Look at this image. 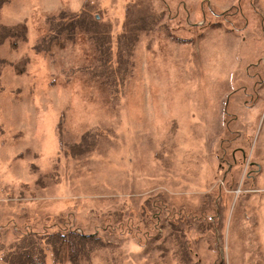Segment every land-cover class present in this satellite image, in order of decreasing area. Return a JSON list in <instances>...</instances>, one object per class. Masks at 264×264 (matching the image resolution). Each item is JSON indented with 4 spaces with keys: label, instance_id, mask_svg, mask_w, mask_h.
I'll use <instances>...</instances> for the list:
<instances>
[{
    "label": "rangeland",
    "instance_id": "obj_1",
    "mask_svg": "<svg viewBox=\"0 0 264 264\" xmlns=\"http://www.w3.org/2000/svg\"><path fill=\"white\" fill-rule=\"evenodd\" d=\"M0 264H264V0H0Z\"/></svg>",
    "mask_w": 264,
    "mask_h": 264
}]
</instances>
